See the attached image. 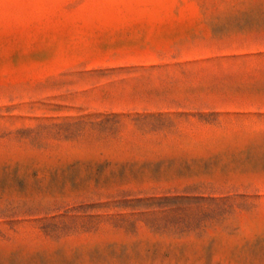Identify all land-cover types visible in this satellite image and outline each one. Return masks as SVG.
<instances>
[{"label":"rangeland","instance_id":"rangeland-1","mask_svg":"<svg viewBox=\"0 0 264 264\" xmlns=\"http://www.w3.org/2000/svg\"><path fill=\"white\" fill-rule=\"evenodd\" d=\"M0 264H264V0H0Z\"/></svg>","mask_w":264,"mask_h":264}]
</instances>
